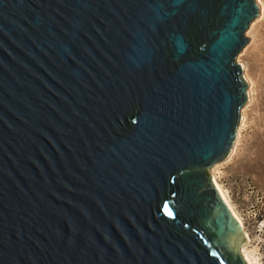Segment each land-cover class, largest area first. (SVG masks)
Listing matches in <instances>:
<instances>
[{
  "label": "water",
  "instance_id": "water-1",
  "mask_svg": "<svg viewBox=\"0 0 264 264\" xmlns=\"http://www.w3.org/2000/svg\"><path fill=\"white\" fill-rule=\"evenodd\" d=\"M257 0H0V264H248L216 187Z\"/></svg>",
  "mask_w": 264,
  "mask_h": 264
},
{
  "label": "rangeland",
  "instance_id": "rangeland-1",
  "mask_svg": "<svg viewBox=\"0 0 264 264\" xmlns=\"http://www.w3.org/2000/svg\"><path fill=\"white\" fill-rule=\"evenodd\" d=\"M245 36L248 43L238 62L245 65L252 96L242 108L245 119L230 158L213 165L210 173L243 222L249 236L247 253L264 264V13Z\"/></svg>",
  "mask_w": 264,
  "mask_h": 264
},
{
  "label": "bare ground",
  "instance_id": "bare-ground-1",
  "mask_svg": "<svg viewBox=\"0 0 264 264\" xmlns=\"http://www.w3.org/2000/svg\"><path fill=\"white\" fill-rule=\"evenodd\" d=\"M257 2H258L259 7H260V14H259V16L261 17V16L263 15V13H264V5H263V3H262L261 0H257ZM240 62H241V61H240ZM240 64H241L242 69H243V71H244V70H245V65H243L242 63H240ZM245 76H246V75H245ZM246 78H247V77H246ZM247 80H248V84H249V88H248V102H249L250 99H251V96H252V87H251V84H252V83L250 82V80H249L248 78H247ZM247 105H248V103L246 104V106L244 107V109L247 107ZM244 109H242V111H241V121H240V124H239V126H238V130H237V136H236L237 138H238V135L240 134V129H241V127H242V125H243V123H244V119H245V118H244V114H243V113H244ZM234 146H235V145H233V147H232V149H231V152L234 150ZM231 154H232V153H231ZM211 175H212V179H213V181H214L216 187L218 188V190L220 191L222 197L224 198V200H225L226 203L228 204L229 208L231 209L232 213L234 214V216L236 217V219L238 220V222L240 223V225H241L242 228L244 229V231H245V233H246L247 240H249L248 233H247V231H246L245 228H244V225H243V222H242L240 216H239V215L236 213V211L234 210L232 204L230 203V201H229L228 197L226 196L225 192L223 191L222 187H221L220 184L217 182L216 177H215L212 173H211ZM242 254H243V256H244V258L246 259V261H247L248 264H260V263H258V262L255 260V258H254L251 254L247 253L245 247H244L243 250H242Z\"/></svg>",
  "mask_w": 264,
  "mask_h": 264
}]
</instances>
